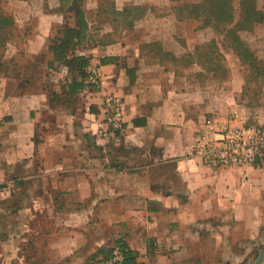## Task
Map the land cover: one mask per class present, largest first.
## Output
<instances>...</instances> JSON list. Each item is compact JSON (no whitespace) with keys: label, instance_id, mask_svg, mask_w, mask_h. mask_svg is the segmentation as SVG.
<instances>
[{"label":"crops","instance_id":"1","mask_svg":"<svg viewBox=\"0 0 264 264\" xmlns=\"http://www.w3.org/2000/svg\"><path fill=\"white\" fill-rule=\"evenodd\" d=\"M113 1L118 12L100 20L91 7L89 34L70 51L122 99L109 137L99 135L100 92L68 95L78 77L55 60L51 24L25 31L21 46L5 41L0 216L16 220L0 221V264L13 248L25 264H104L101 249L119 241L140 264H252L264 246V165L212 168L191 152L213 114L264 131V83L251 114V69L224 31L200 32L187 9L200 0Z\"/></svg>","mask_w":264,"mask_h":264},{"label":"trees","instance_id":"2","mask_svg":"<svg viewBox=\"0 0 264 264\" xmlns=\"http://www.w3.org/2000/svg\"><path fill=\"white\" fill-rule=\"evenodd\" d=\"M62 1V0H61ZM80 0H72L70 10H73L74 24L69 25L66 21L59 26L54 32V35L50 39L49 47L53 51L55 60L63 62L68 66V68L77 75L78 79H73L68 85V95L76 93L77 91H93L94 88L86 81L87 71L85 67L87 65V58L82 55L71 54L73 46L77 43L84 41L89 34L88 24L85 16V10L80 6ZM113 3L111 2V5ZM66 7L62 10V4L55 8L59 12L67 11ZM112 9V14L116 11L113 8L102 7L97 9V13L108 11L110 13ZM188 15L194 18L200 19L201 24L199 28L210 27L213 31L221 32L224 31L226 41L235 49L237 54L240 56L241 61L251 71H258L260 69L261 74H264V65L255 63L256 57L248 50L249 47L244 45L240 36V30H253L254 26L264 22V6L259 8L256 5V0H239L238 10L239 16L233 26H229L235 19V6L233 0H200L190 6H187ZM134 10V9H133ZM136 10V9H135ZM126 10L122 13L125 14ZM131 14V10L127 11ZM138 14L134 15L135 17ZM65 19V18H64ZM9 17L4 16L0 13V55L5 45V41L11 36L3 33V29L6 26L11 25V20ZM208 52H215V43L210 41L206 44ZM249 51V52H248ZM247 52V53H246ZM70 54V56H66ZM259 69H258V68ZM222 68V63H221ZM250 71V72H251ZM264 83V80H263ZM117 245L123 253V258L121 261L113 262L110 264H140L137 261V253L128 248L125 242H117ZM102 252H106V258L111 254L112 248L108 250L101 249ZM105 258V260H106ZM104 264H107L104 262Z\"/></svg>","mask_w":264,"mask_h":264},{"label":"built area","instance_id":"3","mask_svg":"<svg viewBox=\"0 0 264 264\" xmlns=\"http://www.w3.org/2000/svg\"><path fill=\"white\" fill-rule=\"evenodd\" d=\"M86 81L100 92L101 106L99 135L109 137L120 130L123 123L122 99L107 91L106 78L96 68L88 67ZM191 157L207 167L264 165V131L252 123L232 124L228 120L210 116L198 130ZM123 253L115 246L105 263L121 261Z\"/></svg>","mask_w":264,"mask_h":264},{"label":"rangeland","instance_id":"4","mask_svg":"<svg viewBox=\"0 0 264 264\" xmlns=\"http://www.w3.org/2000/svg\"><path fill=\"white\" fill-rule=\"evenodd\" d=\"M80 1H81L80 6L83 8V10H85L86 17H89V14L91 15V17L93 16L92 13L94 11L91 9L92 6L94 7V9L95 8L98 9L100 7H102L103 9L111 8V2H114L113 0H80ZM238 1L239 0H233L235 6V18H238L239 16ZM71 2L72 0H62V1L61 0H0V13L4 16L9 17L12 22L10 26H6V28L3 29V33L4 34L6 33V35H11V36L13 35L14 39L17 40L16 44L21 46L23 45L22 42L24 40V36L27 35V32L25 31H28L29 33H34L36 31V27L39 24L48 22L49 24H51V28L53 31H55L59 26H61L65 21L69 25L73 24L74 22L73 10H70L68 8ZM60 4H62V10L64 9V7H66L68 8L67 11L61 10L59 12L58 10H54L55 8H58ZM256 5L259 8H263L264 0H256ZM90 11H92V13H90ZM103 11L104 12H101V14H98V20H100V18H102L103 15H106V13H109L108 11L105 10ZM58 15L60 17L62 16V20H63L62 23H60L61 20L60 17H58ZM95 24L99 25L100 21H98ZM101 28L104 30L103 26H101ZM200 32L203 33L204 35H207L209 33L211 34L216 33L210 27H208V29L201 28ZM98 33H101V30ZM240 36L242 38V41L245 43L244 45L249 47L248 50L252 53V56L254 55L256 57L254 62L256 64L259 63V61L260 63L261 61L263 62L264 61L263 58H259L257 52L259 54H262V56H264V22L255 25L253 30H249V31L245 29L240 30ZM263 80H264V74H261L260 69L258 71L253 70L246 76V89L242 103L246 107H249L251 114H254L252 112H254V109L257 106V104L261 102L259 100V93L261 92V85L263 83ZM213 115L221 120L220 114H213ZM245 123H252L258 125L257 122H245ZM169 164H173V162ZM8 206H10L9 203ZM8 211L9 210L5 212L8 213ZM10 219L16 220V217H11V215L9 216V214L8 215L2 214L0 216V221L3 222L6 221L7 224H10ZM261 249L256 253V257L258 253L261 251ZM4 251L7 252V255L5 257L6 259H3L4 260L3 263L25 264L24 260L18 259L16 255V253H21V251H24V249L22 250L16 248H13L12 250L3 249L2 252ZM2 257L4 258V254L2 255Z\"/></svg>","mask_w":264,"mask_h":264},{"label":"water","instance_id":"5","mask_svg":"<svg viewBox=\"0 0 264 264\" xmlns=\"http://www.w3.org/2000/svg\"><path fill=\"white\" fill-rule=\"evenodd\" d=\"M264 257V246L261 249V251L259 252V254L257 255L256 259L254 260V262L252 264H260L261 260Z\"/></svg>","mask_w":264,"mask_h":264}]
</instances>
